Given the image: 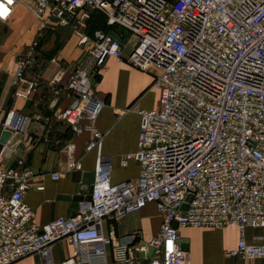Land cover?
Segmentation results:
<instances>
[{
  "label": "built area",
  "instance_id": "obj_1",
  "mask_svg": "<svg viewBox=\"0 0 264 264\" xmlns=\"http://www.w3.org/2000/svg\"><path fill=\"white\" fill-rule=\"evenodd\" d=\"M8 20L18 3L41 24L49 17L69 26L76 45H90L93 65L73 70L66 87L73 101L56 118L73 132H93L85 150L97 149L89 199H80L71 216L39 225L24 196L35 173L25 159L4 166L6 148L23 143L27 117L8 110L3 130L20 133L18 145L0 143V264L38 254L53 264L50 246L67 239L73 256L56 264L103 262L139 264L136 254L149 252V264H186L178 227L238 230L236 245L226 254L245 260L264 257L260 237L247 240V228L264 227V0H0ZM106 25L120 26L137 37L123 56L126 36L108 30L87 32L91 11ZM37 39L18 55L10 84L16 98L28 99L37 78L26 76ZM108 57L124 60L152 76L159 106L139 111L137 148L124 154L139 165L135 179L111 182V162L100 154L101 133L95 122L106 105L94 89ZM67 151L73 150L69 144ZM76 167L68 161L67 168ZM59 177V171L51 174ZM43 189L42 184L35 186ZM188 197H190L188 199ZM154 203L162 216L156 236L135 243L138 232L117 238L114 221ZM183 205L186 207L183 208ZM98 264V263H97Z\"/></svg>",
  "mask_w": 264,
  "mask_h": 264
},
{
  "label": "crops",
  "instance_id": "obj_2",
  "mask_svg": "<svg viewBox=\"0 0 264 264\" xmlns=\"http://www.w3.org/2000/svg\"><path fill=\"white\" fill-rule=\"evenodd\" d=\"M91 15L93 20L87 22L90 35L104 26L101 14L92 10ZM104 30L112 35L126 36L122 54L126 56L131 52L137 41L135 35L117 25L106 26ZM33 39L40 42V50L34 53L26 76H36L37 85L32 96L23 100L14 97L10 80L17 56ZM74 39L71 27L58 25L52 17L41 24L23 3L15 5L8 20H0V134L5 115L12 109L27 117L23 136L25 141L29 140V143L12 150L3 165L15 166L16 160L23 158L35 173L41 174L40 178H34L32 187L24 196L26 203L35 211L39 225L59 216L73 215L84 175L95 169L97 149L85 150L93 136V132L85 128L86 121L78 132H73L56 118V114L73 101V94L66 87L68 76L73 71L71 62H83L85 68L92 64L91 55L86 56L82 48L75 47ZM55 42L59 48L48 56L47 51ZM95 80V92L106 101L95 128L102 136L100 154L111 162V182L135 179L139 175L138 163L128 159L122 164V159L124 154L137 148L139 111L158 107L159 92L151 87L152 76L149 73L114 57L105 59ZM69 144L73 145V150L68 152ZM70 160L76 162V167L67 168ZM54 171H59L57 179L51 177ZM37 184H42L43 189L38 190ZM161 221L162 216L155 204L147 203L139 211L117 221L106 218L103 228L107 231L114 227L118 239L138 232L134 241L138 243L156 236ZM178 234L180 245L186 251V264H264V257L245 260L227 256L226 252L236 245L238 239V230L234 226H182L178 227ZM256 237L264 242V227L246 229L247 240ZM72 256L73 246L67 239L51 244L53 264ZM148 256L149 252L136 254L139 264H149ZM114 259L113 247L110 246L103 262L93 263L108 264ZM11 264H43V258L29 254Z\"/></svg>",
  "mask_w": 264,
  "mask_h": 264
},
{
  "label": "water",
  "instance_id": "obj_3",
  "mask_svg": "<svg viewBox=\"0 0 264 264\" xmlns=\"http://www.w3.org/2000/svg\"><path fill=\"white\" fill-rule=\"evenodd\" d=\"M21 137L20 133H15L12 135V133L9 130H2L1 134H0V143L4 144L6 143V141L10 138L9 143L13 144L12 146L15 148L18 145V139ZM12 150L9 148H6L3 152V156L4 157H8L11 154ZM84 180L83 183L81 185V194L79 196H77V198L80 199H89V193L92 190V183H93V179H94V172H89V173H85L84 175ZM190 197H188L189 199ZM186 206L183 205V208H185Z\"/></svg>",
  "mask_w": 264,
  "mask_h": 264
},
{
  "label": "rangeland",
  "instance_id": "obj_4",
  "mask_svg": "<svg viewBox=\"0 0 264 264\" xmlns=\"http://www.w3.org/2000/svg\"><path fill=\"white\" fill-rule=\"evenodd\" d=\"M72 29V28H71ZM72 31H73V33H74V30L72 29ZM75 35V34H74ZM74 41H75V47H77V48H79L77 45H76V35H75V39H74ZM40 42H37V45L35 46V50H34V52L35 53H37V51H39L40 50ZM59 48V44L58 43H54L52 46H51V48L47 51V54H48V56H51V55H53V53H55V51L57 50ZM85 52H86V56H90V52H89V50H90V45H86L85 47H83L82 48ZM87 58H89V57H86L85 59H87ZM84 59V60H85ZM88 64H89V62H88ZM93 65V67H95V65L92 63L91 64V66ZM71 66L73 67L72 69L73 70H77V69H79L80 67H84V64H83V62L82 63H80V62H75V61H72L71 62ZM98 77H99V74H97V76H96V79H98Z\"/></svg>",
  "mask_w": 264,
  "mask_h": 264
},
{
  "label": "snow or ice",
  "instance_id": "obj_5",
  "mask_svg": "<svg viewBox=\"0 0 264 264\" xmlns=\"http://www.w3.org/2000/svg\"><path fill=\"white\" fill-rule=\"evenodd\" d=\"M9 2H11V0H9ZM5 14H6V9H4L3 5H0V16Z\"/></svg>",
  "mask_w": 264,
  "mask_h": 264
},
{
  "label": "trees",
  "instance_id": "obj_6",
  "mask_svg": "<svg viewBox=\"0 0 264 264\" xmlns=\"http://www.w3.org/2000/svg\"><path fill=\"white\" fill-rule=\"evenodd\" d=\"M97 12V11H96ZM99 13V12H98ZM99 14H101V13H99ZM102 15V14H101ZM103 16V15H102ZM104 17V16H103ZM90 20H93V16L91 15V17H90ZM106 23H105V18H104V26H102V27H100V28H106ZM108 27V26H107ZM88 31H89V28H88Z\"/></svg>",
  "mask_w": 264,
  "mask_h": 264
},
{
  "label": "bare ground",
  "instance_id": "obj_7",
  "mask_svg": "<svg viewBox=\"0 0 264 264\" xmlns=\"http://www.w3.org/2000/svg\"><path fill=\"white\" fill-rule=\"evenodd\" d=\"M0 5H1V3H0Z\"/></svg>",
  "mask_w": 264,
  "mask_h": 264
}]
</instances>
